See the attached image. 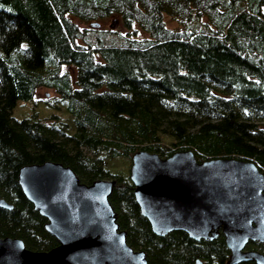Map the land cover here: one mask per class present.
Returning a JSON list of instances; mask_svg holds the SVG:
<instances>
[{
    "label": "trees",
    "instance_id": "1",
    "mask_svg": "<svg viewBox=\"0 0 264 264\" xmlns=\"http://www.w3.org/2000/svg\"><path fill=\"white\" fill-rule=\"evenodd\" d=\"M111 14L125 34L73 20ZM100 31L119 40L103 42ZM39 87L52 88L68 116H14L17 99ZM139 149L250 159L264 173V0H0V196L12 203L0 205V236L33 250L58 243L18 183L21 166L52 160L85 183L115 180L116 221L150 263L224 264L221 232L152 231L129 178Z\"/></svg>",
    "mask_w": 264,
    "mask_h": 264
},
{
    "label": "water",
    "instance_id": "2",
    "mask_svg": "<svg viewBox=\"0 0 264 264\" xmlns=\"http://www.w3.org/2000/svg\"><path fill=\"white\" fill-rule=\"evenodd\" d=\"M129 178L154 233L181 229L211 239L221 232L229 249L224 264H264L263 251L246 247L264 244V173L254 161L197 160L190 149L168 156L139 149L131 155ZM18 183L58 243L33 250L19 237L0 236V264H156L127 242L116 221L108 199L114 179L85 183L70 166L46 160L21 166ZM0 205L12 203L0 196Z\"/></svg>",
    "mask_w": 264,
    "mask_h": 264
},
{
    "label": "rangeland",
    "instance_id": "3",
    "mask_svg": "<svg viewBox=\"0 0 264 264\" xmlns=\"http://www.w3.org/2000/svg\"><path fill=\"white\" fill-rule=\"evenodd\" d=\"M73 20L78 24V26H90L96 28L97 30H113L121 34L126 33V28L122 25L120 17L118 15H109L107 17L99 19V25L92 26L87 22L80 20L75 17ZM165 24L169 27H176L179 25L178 20L172 18L169 15H164ZM136 29V37H144L147 36V33L138 27L136 24L133 25ZM102 33L101 40L105 41H118L119 37L115 34L114 37H111V33H106L105 31H100ZM63 68L73 71L74 66L72 65H64ZM57 96V93L48 87H39L37 88L34 97L31 99H17L15 105L12 108V114L16 117L28 116L32 111H35L41 118L46 117L52 113H56L59 115H67L68 113L64 109V106L54 98ZM48 99V100H47ZM111 179V178H110ZM252 242H250L251 244ZM246 247H251L246 245Z\"/></svg>",
    "mask_w": 264,
    "mask_h": 264
},
{
    "label": "flooded vegetation",
    "instance_id": "4",
    "mask_svg": "<svg viewBox=\"0 0 264 264\" xmlns=\"http://www.w3.org/2000/svg\"><path fill=\"white\" fill-rule=\"evenodd\" d=\"M241 264V263H240Z\"/></svg>",
    "mask_w": 264,
    "mask_h": 264
}]
</instances>
